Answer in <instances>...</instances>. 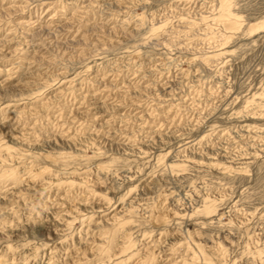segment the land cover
Segmentation results:
<instances>
[{
	"label": "rangeland",
	"instance_id": "374dc122",
	"mask_svg": "<svg viewBox=\"0 0 264 264\" xmlns=\"http://www.w3.org/2000/svg\"><path fill=\"white\" fill-rule=\"evenodd\" d=\"M137 1L0 0V264H264V0Z\"/></svg>",
	"mask_w": 264,
	"mask_h": 264
},
{
	"label": "bare ground",
	"instance_id": "6f19581e",
	"mask_svg": "<svg viewBox=\"0 0 264 264\" xmlns=\"http://www.w3.org/2000/svg\"><path fill=\"white\" fill-rule=\"evenodd\" d=\"M116 1H119V0H116ZM122 1H123V0H122ZM133 1H134V0H133ZM138 1H140V0H138ZM138 1H137V2H138ZM89 2H90V1H89ZM128 2H129V1H128ZM137 2H136V3H137ZM142 2H143V0H142ZM70 3H71V2H70ZM86 3H87V2H86ZM93 3H94V2H93ZM96 3H97V2H96ZM96 3H95V4H96ZM131 3H132V1H131ZM131 3H130V4H131ZM134 3H135V2H134ZM134 3H133V4H134ZM124 4H126V3H124ZM143 4H144V3H143ZM90 5H92V4H90ZM93 5H94V4H93ZM104 5H105V4H104ZM113 5H114V4H113ZM136 5H138V4H136ZM98 6H99V5H98ZM110 6H112V5H110ZM118 6H119V4H118ZM80 7H81V5H80ZM88 7H89V6H88ZM88 7L84 5L81 9H87ZM96 7H97V6H96ZM100 7H101V6H99V8H100ZM105 7H107V6H105ZM119 7H120V6H119ZM78 8H79V7H78ZM92 8H93V6H92ZM108 8H109V7H108ZM116 8H117V7H116ZM96 9H97V8H96ZM90 10H91V9H90V7H89V11H90ZM105 10H106V9H105ZM105 10H103V11H105ZM107 10H108V9H107ZM125 10H126V9H125ZM128 10H129V9H128ZM80 11H81V10H80ZM109 11H110V9H109ZM117 11H119V9H118ZM129 12H130V11H129ZM86 13H87V11H86ZM86 13H85V14H86ZM103 13H104V12H103ZM118 13H119V12H118ZM108 14H109V13H108ZM126 14H127V13H126ZM106 15H107V14H106ZM106 15H104V16H106ZM112 15H113V14H112ZM130 15H131V14H130ZM106 17H107V16H106ZM114 17H115V16H114ZM116 17H117V16H116ZM134 18H135V15H134ZM113 19H114V18H113ZM131 19H132V17H131ZM135 19H136V18H135ZM133 21H134V20H133ZM140 21H141V20H140ZM140 21H139V22H140ZM141 23H142V22H141ZM138 25H139V24H138ZM137 27H138V26H137ZM143 27H144V26H143ZM137 29L140 30V28H137ZM29 37H31V36H29ZM35 37H37V36H35ZM33 38H34V37H33ZM30 39H31V38H30ZM40 41H41V40H40ZM30 44L33 46L34 44H37V43H35L34 39H31L29 45H30ZM27 45H28V44H27ZM38 45H41V47L43 46L41 43L38 44ZM38 45H37V47H39ZM34 46H35V45H34ZM229 51H230V50H229ZM225 55H226V54H225ZM225 55H224V56H225ZM229 57H230V56H229ZM193 62H194V61H193ZM190 64H191V63H190ZM180 65H181V64H180ZM175 67H176V66H175ZM177 68H178V66H177ZM87 69H88V68H87ZM66 75H67V74H66ZM76 80H77V79H76ZM96 81H97V80H96ZM63 92H64V91H63ZM254 95H255V94H254ZM252 98H254V97H252ZM255 100H256V98H254V101H255ZM258 101H259V99H258ZM92 107H93V106H92ZM117 107H118V106H117ZM117 107H116V108H117ZM223 115H224V114H223ZM220 117H221V116H220ZM225 118H227V116H226V117H222V119H225ZM241 120H242V121H240V123H241V124H245L246 122H249V120H251V119L247 120V118H246V119H241ZM198 139H199V138H198ZM188 140H189V139H188ZM193 140H194V139H193ZM193 140L186 141V142H182V143H183V145H184V144H185V145H188V144H190ZM183 145H182V147H183ZM207 210H209V209L207 208ZM197 254H198V253H197Z\"/></svg>",
	"mask_w": 264,
	"mask_h": 264
}]
</instances>
